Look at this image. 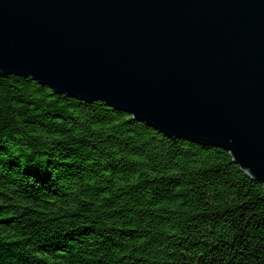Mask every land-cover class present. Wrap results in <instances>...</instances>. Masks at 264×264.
Segmentation results:
<instances>
[{"label":"trees","instance_id":"trees-1","mask_svg":"<svg viewBox=\"0 0 264 264\" xmlns=\"http://www.w3.org/2000/svg\"><path fill=\"white\" fill-rule=\"evenodd\" d=\"M0 264H264V187L220 148L0 76Z\"/></svg>","mask_w":264,"mask_h":264},{"label":"water","instance_id":"water-1","mask_svg":"<svg viewBox=\"0 0 264 264\" xmlns=\"http://www.w3.org/2000/svg\"><path fill=\"white\" fill-rule=\"evenodd\" d=\"M0 76L220 148L264 187V0H0Z\"/></svg>","mask_w":264,"mask_h":264}]
</instances>
